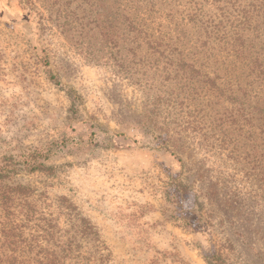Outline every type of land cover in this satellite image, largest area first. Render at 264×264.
Wrapping results in <instances>:
<instances>
[{
  "label": "rangeland",
  "instance_id": "rangeland-1",
  "mask_svg": "<svg viewBox=\"0 0 264 264\" xmlns=\"http://www.w3.org/2000/svg\"><path fill=\"white\" fill-rule=\"evenodd\" d=\"M223 7L0 0V156L69 138L53 173L17 179L71 197L107 264H264V7L239 51ZM181 53L220 88L176 68Z\"/></svg>",
  "mask_w": 264,
  "mask_h": 264
},
{
  "label": "trees",
  "instance_id": "trees-1",
  "mask_svg": "<svg viewBox=\"0 0 264 264\" xmlns=\"http://www.w3.org/2000/svg\"><path fill=\"white\" fill-rule=\"evenodd\" d=\"M219 1L224 5V15L231 9L235 17L234 33L237 35L230 44L239 51V40L243 39L240 31L252 27V19L256 12L260 14L263 2ZM129 9L133 15V9ZM125 18L127 26L135 31L137 37L144 33L147 43L162 47V35L153 38L149 29H143L146 24H137L129 12ZM181 54L176 60V68L192 80L208 76L204 81L213 90L220 88L217 79L205 71L204 63H196ZM255 64V71L262 76L264 63L256 61ZM68 141L69 138L64 137L42 148L30 147L19 155L0 156V264H90L95 261L107 264L108 247L102 241L98 227L71 197L60 195L51 198L46 191H39L32 184L17 179L21 171L53 173L55 166L48 161L66 147ZM207 262L221 264L217 255L208 256Z\"/></svg>",
  "mask_w": 264,
  "mask_h": 264
}]
</instances>
